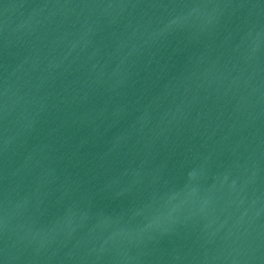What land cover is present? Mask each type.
Instances as JSON below:
<instances>
[{"label": "water", "instance_id": "95a60500", "mask_svg": "<svg viewBox=\"0 0 264 264\" xmlns=\"http://www.w3.org/2000/svg\"><path fill=\"white\" fill-rule=\"evenodd\" d=\"M0 264H264V0H0Z\"/></svg>", "mask_w": 264, "mask_h": 264}]
</instances>
